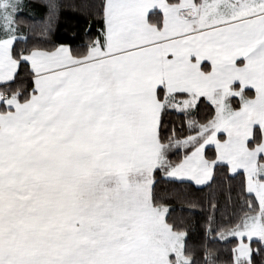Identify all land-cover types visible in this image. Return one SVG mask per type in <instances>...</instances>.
<instances>
[{"label":"snow or ice","instance_id":"obj_1","mask_svg":"<svg viewBox=\"0 0 264 264\" xmlns=\"http://www.w3.org/2000/svg\"><path fill=\"white\" fill-rule=\"evenodd\" d=\"M0 264H264V0H0Z\"/></svg>","mask_w":264,"mask_h":264},{"label":"trees","instance_id":"obj_2","mask_svg":"<svg viewBox=\"0 0 264 264\" xmlns=\"http://www.w3.org/2000/svg\"><path fill=\"white\" fill-rule=\"evenodd\" d=\"M65 15L68 17L69 22H71L72 14L71 13H65ZM193 242L194 243H199L200 242L199 235L193 236Z\"/></svg>","mask_w":264,"mask_h":264}]
</instances>
